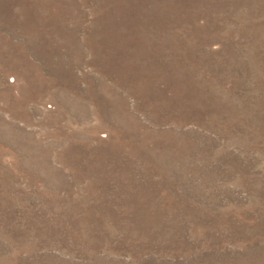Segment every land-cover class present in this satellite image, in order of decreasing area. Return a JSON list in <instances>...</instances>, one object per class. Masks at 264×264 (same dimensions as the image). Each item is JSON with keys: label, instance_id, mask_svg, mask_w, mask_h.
<instances>
[{"label": "rangeland", "instance_id": "obj_1", "mask_svg": "<svg viewBox=\"0 0 264 264\" xmlns=\"http://www.w3.org/2000/svg\"><path fill=\"white\" fill-rule=\"evenodd\" d=\"M0 264H264V0H0Z\"/></svg>", "mask_w": 264, "mask_h": 264}]
</instances>
